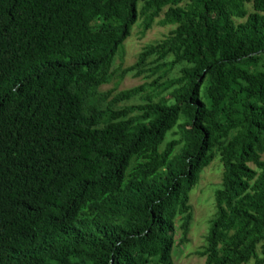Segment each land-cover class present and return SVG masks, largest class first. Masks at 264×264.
Listing matches in <instances>:
<instances>
[{
    "label": "trees",
    "instance_id": "trees-1",
    "mask_svg": "<svg viewBox=\"0 0 264 264\" xmlns=\"http://www.w3.org/2000/svg\"><path fill=\"white\" fill-rule=\"evenodd\" d=\"M217 157L197 254L264 264V0H0V264H174Z\"/></svg>",
    "mask_w": 264,
    "mask_h": 264
},
{
    "label": "rangeland",
    "instance_id": "rangeland-1",
    "mask_svg": "<svg viewBox=\"0 0 264 264\" xmlns=\"http://www.w3.org/2000/svg\"><path fill=\"white\" fill-rule=\"evenodd\" d=\"M161 18H157L155 23L143 30L142 20H139L133 27L131 36L127 38L124 45L118 51L114 62V69L126 68L134 64L139 53L147 44L156 43L164 38L172 29L170 25H162L159 23ZM171 60V58H169ZM178 68L174 69L171 74H176ZM171 74L163 80L170 77ZM151 78L150 80H152ZM147 81L143 76H135L133 74L126 75L123 79L115 78L111 83L102 86L101 90H112L116 93L119 90L127 89L140 85ZM167 94V93H166ZM140 100L124 101L121 104H132ZM223 164L217 157L212 164L207 167L201 174L198 182L190 193V203L192 205L193 220L188 236L183 242H180L181 230L176 232L175 247L172 253L174 264H203L204 257L197 254L205 244V237L209 230L210 220L216 211L215 207V191L220 188L222 182Z\"/></svg>",
    "mask_w": 264,
    "mask_h": 264
}]
</instances>
